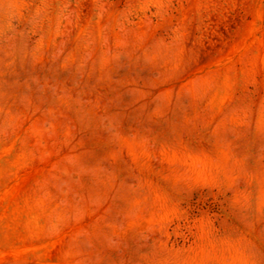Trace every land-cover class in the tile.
Returning a JSON list of instances; mask_svg holds the SVG:
<instances>
[{
	"label": "rangeland",
	"instance_id": "rangeland-1",
	"mask_svg": "<svg viewBox=\"0 0 264 264\" xmlns=\"http://www.w3.org/2000/svg\"><path fill=\"white\" fill-rule=\"evenodd\" d=\"M0 264H264V0H0Z\"/></svg>",
	"mask_w": 264,
	"mask_h": 264
}]
</instances>
